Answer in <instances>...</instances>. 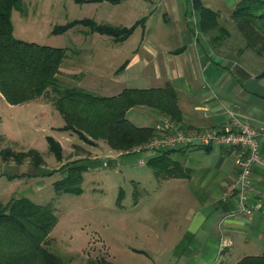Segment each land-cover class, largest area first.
I'll return each instance as SVG.
<instances>
[{"label": "crops", "instance_id": "0c3cea01", "mask_svg": "<svg viewBox=\"0 0 264 264\" xmlns=\"http://www.w3.org/2000/svg\"><path fill=\"white\" fill-rule=\"evenodd\" d=\"M91 4L98 5L95 8L98 14L91 18L97 23L134 28L123 40L91 30L82 31L84 38L78 39L76 52L88 56L83 59L70 57L68 63L64 61L69 77L74 79L76 75L74 87L103 97L117 96L129 90H174L180 121H173L158 108L146 104H135L125 113L133 125L153 129L154 135L160 133L162 118L173 121L176 128L184 131L224 126L225 109L237 111L256 128L264 124V76H259L261 72H251L250 51L243 49L245 40L242 47L232 46L230 40L239 36L238 32L224 26L225 21H232V0L228 3L195 0L192 8L188 0H100L91 1ZM202 9H208L214 15H204ZM93 33L96 41L88 42L87 37ZM259 59L258 68L262 71L264 56ZM81 61L84 62L83 69L78 66ZM47 96L43 94L14 105L0 95V102L9 108L34 103L41 110L62 118L52 101L43 98ZM62 121L49 126L64 133L62 139L70 147L66 153L68 147L64 148L62 139L52 136L62 148V157L56 167H45L43 161H28L18 165L26 164L35 172L5 174L0 169L3 185L6 178L11 183L18 177L19 187H31V177L57 175L53 186L56 180L66 176L64 165L70 162L76 161L95 169L104 165L102 159L107 156V165L111 162L112 165L120 163L125 166L131 163L125 155L142 153L134 151L137 145L128 152H121L110 149L106 143L104 147L95 142L91 146L94 149L90 151L92 156L86 158L80 152L83 141L75 133L61 130L65 124L63 118ZM172 132L173 129L166 131ZM73 135L79 141H70ZM259 144L262 161L253 167L251 173L250 204L256 208L250 217L235 213V197H222L224 186L238 172L236 150L218 146L179 149L168 154L172 169L167 174L156 173L149 163L160 154L144 152L146 162L143 164L137 159V165L142 171L148 169V175L132 178V182L148 181L154 183L151 192H171L172 196L183 199L180 217L184 222L178 238L166 250L169 262L239 264L245 261L246 264H264V137L260 138ZM29 149L35 150L32 147L26 150ZM3 164L0 162V166ZM36 186L38 190L42 183L36 182ZM29 193L0 192V201L7 202L12 197L30 199ZM123 197V192H118L117 202ZM133 203L137 204V201Z\"/></svg>", "mask_w": 264, "mask_h": 264}, {"label": "rangeland", "instance_id": "374dc122", "mask_svg": "<svg viewBox=\"0 0 264 264\" xmlns=\"http://www.w3.org/2000/svg\"><path fill=\"white\" fill-rule=\"evenodd\" d=\"M220 1L228 3L229 0ZM238 1L232 0V8ZM97 6L91 4L90 0H21L19 6L11 12L15 37L42 45L66 47L60 71L56 75L57 90L76 85V75L74 79L69 77L64 61L68 63L70 57L83 59L88 56L76 52V47H78V39L84 38L81 35L82 31L90 30V26L76 24L61 33H54L52 29L69 21L92 18ZM224 18L227 17L224 15ZM224 26L238 32L239 36L230 40L233 42L232 46L242 47V41L245 40L246 46L243 49L250 51L251 58L248 59L252 60L251 72H261L258 68L261 62L259 56L264 54H258L247 46V41L239 30L236 20L232 18V21H225ZM92 36L96 34L89 35L86 40L95 42L96 39ZM94 45L97 44H92ZM78 66L83 69L84 62L81 61ZM55 92L56 90L48 89L44 93L48 96L43 98L54 103L57 98ZM0 95L6 99L1 91ZM0 118V150L10 147L17 153H26V149L32 147L40 154L45 167H56L58 159L49 151L46 138L53 136L61 140L65 136L64 133L49 127L63 122L61 117L54 116L47 110H41L34 103L9 108L0 102ZM83 134L86 136V141L80 143L82 146L80 152L86 158L92 156L90 151L94 149L91 146L95 142L104 147V144H107L105 139L96 137L92 133L85 131ZM71 140L79 141L75 135L70 138ZM148 140L135 145L145 144ZM61 141L66 149L68 142L63 139ZM91 142L93 144H90ZM68 151L70 147L65 152ZM116 151L124 152V149H116ZM125 156L130 159L129 165L122 166L120 163L112 165L110 162L107 166L102 164L95 169L86 166L79 183V193H56L52 182L57 175H44L35 179L31 177L33 179L29 181L31 187L24 185L19 187L18 177L11 183H8L6 178L5 185L3 180H0V192H9V194L30 192L29 197L35 203L53 206L56 223L47 237L45 246L59 264H173L174 262L168 261L166 250L180 234V227L184 222L180 217L183 211V199L172 196L174 194L171 192H151L154 183L132 182V178H145L148 175V169L142 171L137 165L138 158L146 162L145 153ZM32 157L33 155L23 157L21 162L0 158V162L4 163L0 169L5 174L32 173L33 170L35 172L33 167L26 165L28 161H32ZM108 158L104 157L103 162L108 163ZM22 162L26 164L18 165ZM5 164L17 165L6 167ZM36 182L42 183V187L38 190ZM118 192H123L124 197L117 202ZM135 200L137 204L133 203Z\"/></svg>", "mask_w": 264, "mask_h": 264}, {"label": "trees", "instance_id": "16d2710c", "mask_svg": "<svg viewBox=\"0 0 264 264\" xmlns=\"http://www.w3.org/2000/svg\"><path fill=\"white\" fill-rule=\"evenodd\" d=\"M20 1L0 0V91L6 102L19 104L42 96L48 89L56 90L57 98L53 105L65 122L61 130L75 133L82 141H86L85 131L92 133L117 150L128 151L154 135L153 129L137 127L126 118L127 109L135 104L156 107L169 119L180 121L176 95L170 88L129 90L111 97L99 96L79 87L57 90L56 75L60 71L65 48L29 42L14 36L11 12L19 6ZM201 11L204 15H214L208 9ZM232 18L237 21L247 46L258 54H264V0H239L232 11ZM76 24H86L91 31L110 35L116 40L125 39L134 28L99 24L91 18H84L54 26L52 32L61 33ZM259 76H264V69ZM46 139L49 151L60 159V144L51 136ZM174 151L177 150L164 151L149 160L156 173L167 174L172 169L168 154ZM30 155H33L34 163L42 162L40 154L33 149L26 153H17L10 147L0 150L3 160L21 162L23 157ZM64 167L67 174L53 183L54 190L58 194L79 193V183L86 166L75 161ZM55 223L54 208L50 204H37L26 197L0 201V264H59L45 246ZM239 264L246 263L242 261Z\"/></svg>", "mask_w": 264, "mask_h": 264}, {"label": "built area", "instance_id": "2783aa9c", "mask_svg": "<svg viewBox=\"0 0 264 264\" xmlns=\"http://www.w3.org/2000/svg\"><path fill=\"white\" fill-rule=\"evenodd\" d=\"M188 1L192 8L194 0ZM224 116L226 121L224 126L195 131L178 129L173 121L162 118L160 133L151 137L145 144L136 146L134 151L161 154L167 150L209 146L236 150L238 172L236 177L224 186L222 197L224 199L235 197V213L250 217L256 208V205L250 204L251 173L253 167L262 161L259 140L264 137V124L256 128L232 109H225ZM171 129L172 133H166ZM139 162L144 163L142 160ZM104 165H107V162H104Z\"/></svg>", "mask_w": 264, "mask_h": 264}]
</instances>
